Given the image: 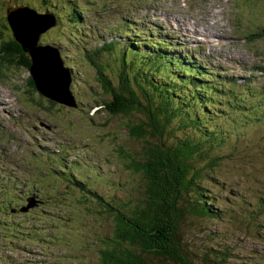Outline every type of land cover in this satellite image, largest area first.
I'll return each mask as SVG.
<instances>
[{"label": "rangeland", "instance_id": "374dc122", "mask_svg": "<svg viewBox=\"0 0 264 264\" xmlns=\"http://www.w3.org/2000/svg\"><path fill=\"white\" fill-rule=\"evenodd\" d=\"M67 2L0 0L2 18L7 7L11 5L8 11L17 8L14 3L26 4L40 12L48 10L59 18L60 24L43 35L40 44L59 46L65 66L73 71L72 91L79 103L75 110L41 104L24 89L22 84L29 73L23 68L10 69L6 72L9 78L0 82V173L6 176L7 172L18 181L23 180L22 184L1 181L0 187L5 186L13 196L23 199L24 194L32 193L40 201L29 216H14L2 210L8 223L19 224L11 233L0 229V258L4 264H97L99 239L109 233L111 223L96 215V202L92 197L83 198L82 204L74 203L72 195L65 194L64 184L55 185L49 172L44 170L49 159L66 158V166L74 165V174L106 200L113 197L124 200L129 188L137 185L118 154V146L124 150L136 148L126 139L125 130L120 129L121 121L110 122L94 105L96 85L92 66L83 55L82 47L84 50L98 48L104 38L109 37L107 31L120 38L118 20L122 19L127 25L124 31L130 32V37L139 42L138 46L132 49L129 41L122 40L126 44H114L112 50L89 57L110 72L119 69L122 52L131 57L132 52L140 56L152 49L149 45H139L145 31L160 33L161 38L178 42V48L184 49H177V53H195L209 69L218 67L216 71L220 74L243 78L250 74L247 67L264 64V40L244 43L240 39L248 29L264 25V0L84 1L83 25L76 35L70 30L66 11L62 9ZM102 5L112 6V9L103 14ZM124 8L131 9L125 12ZM7 29L9 36L8 26ZM136 66L142 67L131 64L129 70ZM258 82L259 89L254 91L256 105L261 104L264 96V79ZM261 108L264 109V104ZM9 114H17L18 122L8 118ZM258 119L232 130L224 127L229 138L220 151L229 156L223 157L218 184L211 189L217 199L215 206L225 211L229 209L227 196L235 203L238 196H249L250 209L256 210L257 219L264 218V114ZM222 181L228 185H222ZM138 192L139 185L132 196H137ZM5 199L6 193H3L0 202ZM209 224L210 231L220 233L217 240L229 241L230 236L237 240L233 245L240 248L238 253L245 261L264 264V224L252 226L248 234H243V229L233 221ZM256 232L261 234L260 240ZM3 237L14 241L16 250L14 245L9 248ZM247 250L254 253L248 254Z\"/></svg>", "mask_w": 264, "mask_h": 264}, {"label": "trees", "instance_id": "16d2710c", "mask_svg": "<svg viewBox=\"0 0 264 264\" xmlns=\"http://www.w3.org/2000/svg\"><path fill=\"white\" fill-rule=\"evenodd\" d=\"M0 28L7 31L1 16ZM257 36H264V29ZM0 40V77L12 68L27 71L30 57L11 36L5 41L0 34ZM127 54L121 53L115 72L95 58L87 59L96 85L94 105L105 119L123 123L119 122L120 129L136 148L124 150L118 146V154L139 185L138 195L132 196L136 185L129 188L126 199L106 200L76 177L74 165L64 162L60 169L53 161L46 167L55 175L56 186L64 184L72 202L82 204L83 198L92 197L96 215L110 221L109 233L99 239L97 264H259L239 255L233 237L217 240L220 233L209 229L212 221H233L248 234L252 226L264 224V218L254 217L256 210L250 209L249 196H238L236 203L227 196L229 209L225 211L215 206L217 199L211 192L218 184L222 159L229 156L220 151L229 138L224 127L232 130L247 121L254 123L261 110L264 114V109L254 104L256 84L239 90L228 86L233 83L226 77L213 80L210 73L187 58L178 65L173 63L161 50L146 52L144 57L141 53ZM131 64L142 67L129 70ZM22 85L41 104L59 107L35 90L31 77ZM222 185L228 183L222 181ZM2 193H6L3 210L24 204L5 186L0 187V197ZM14 216H20L16 210ZM5 218L0 209V229L11 233L19 224L8 223ZM255 236L260 240L261 234L256 232ZM3 238L16 250L14 241ZM0 264H4L1 258Z\"/></svg>", "mask_w": 264, "mask_h": 264}, {"label": "water", "instance_id": "95a60500", "mask_svg": "<svg viewBox=\"0 0 264 264\" xmlns=\"http://www.w3.org/2000/svg\"><path fill=\"white\" fill-rule=\"evenodd\" d=\"M18 10H24L26 13L18 12ZM25 14H27V17H25ZM33 19H39L43 29L35 39L25 40L20 31V26L24 29L25 23ZM8 20L14 27L16 40L23 45V49L31 58L29 72L34 82L35 90L56 104L76 109L78 105L70 89L72 75L70 70L64 67L60 53L57 49L38 45L39 35L55 25L54 17L51 15L38 16L33 11L18 8L17 11L9 13ZM27 202V206L21 211L26 212L28 209L35 207V200L33 198Z\"/></svg>", "mask_w": 264, "mask_h": 264}, {"label": "bare ground", "instance_id": "6f19581e", "mask_svg": "<svg viewBox=\"0 0 264 264\" xmlns=\"http://www.w3.org/2000/svg\"><path fill=\"white\" fill-rule=\"evenodd\" d=\"M18 6V5H17ZM18 8L12 9L11 11L7 10V14L9 15L12 11H17ZM18 12L26 13V11L18 10ZM16 14V12H15ZM18 14V13H17ZM18 16V15H17ZM45 20V19H44ZM254 28V27H253ZM43 26L41 25L39 19H33L25 23L24 29L20 26V31L24 36L25 40H33L37 37V35L41 32ZM25 45V44H24ZM250 49V48H249ZM5 69V68H4ZM8 70V69H6ZM42 90V89H41ZM40 90V91H41ZM53 97V95H52ZM25 155V154H24ZM5 165V164H4ZM1 166V165H0Z\"/></svg>", "mask_w": 264, "mask_h": 264}]
</instances>
